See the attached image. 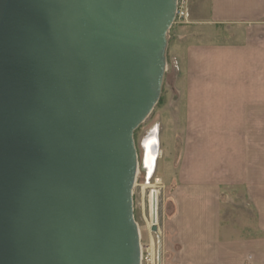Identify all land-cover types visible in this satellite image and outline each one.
Instances as JSON below:
<instances>
[{
    "label": "water",
    "instance_id": "obj_1",
    "mask_svg": "<svg viewBox=\"0 0 264 264\" xmlns=\"http://www.w3.org/2000/svg\"><path fill=\"white\" fill-rule=\"evenodd\" d=\"M176 3L0 0V264H141L134 133Z\"/></svg>",
    "mask_w": 264,
    "mask_h": 264
},
{
    "label": "crops",
    "instance_id": "obj_2",
    "mask_svg": "<svg viewBox=\"0 0 264 264\" xmlns=\"http://www.w3.org/2000/svg\"><path fill=\"white\" fill-rule=\"evenodd\" d=\"M208 23L234 42L185 50L180 185L165 241L171 264H264V0H209ZM232 189L256 214L249 235L222 229Z\"/></svg>",
    "mask_w": 264,
    "mask_h": 264
},
{
    "label": "rangeland",
    "instance_id": "obj_3",
    "mask_svg": "<svg viewBox=\"0 0 264 264\" xmlns=\"http://www.w3.org/2000/svg\"><path fill=\"white\" fill-rule=\"evenodd\" d=\"M188 21L174 24L167 35L166 71L161 95L149 117L134 133L138 155V173L133 189L134 219L138 225L143 251V264H171V254L165 241L164 226L176 211L172 199L180 185V161L185 133V50L188 44L226 45L233 38L225 26L208 23L209 0H188ZM156 138L158 157L150 174L145 171L146 149ZM148 140L149 143L145 144ZM157 192V228L152 231L151 197ZM241 189L224 192L219 217L222 229H237L251 234L255 213L247 208ZM247 209V210H246Z\"/></svg>",
    "mask_w": 264,
    "mask_h": 264
},
{
    "label": "bare ground",
    "instance_id": "obj_4",
    "mask_svg": "<svg viewBox=\"0 0 264 264\" xmlns=\"http://www.w3.org/2000/svg\"><path fill=\"white\" fill-rule=\"evenodd\" d=\"M153 141L150 143L151 146L147 147L146 151V158H145V162H144V166H145V170L147 174H150L152 172V170L154 169L157 157H158V145H157V141L156 138H152ZM150 140H148L145 144L149 143ZM157 192L153 191V194L151 197V218L153 216V200H154V196L157 200ZM157 206V205H156ZM156 219H157V209H156Z\"/></svg>",
    "mask_w": 264,
    "mask_h": 264
},
{
    "label": "built area",
    "instance_id": "obj_5",
    "mask_svg": "<svg viewBox=\"0 0 264 264\" xmlns=\"http://www.w3.org/2000/svg\"><path fill=\"white\" fill-rule=\"evenodd\" d=\"M188 0H177L175 12V24H180L183 21H188ZM141 246V264H143V251Z\"/></svg>",
    "mask_w": 264,
    "mask_h": 264
}]
</instances>
